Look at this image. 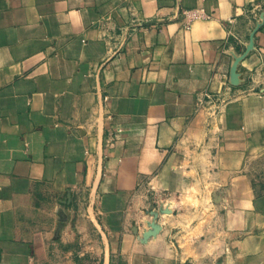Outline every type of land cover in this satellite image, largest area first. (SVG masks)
Wrapping results in <instances>:
<instances>
[{
    "label": "crops",
    "instance_id": "1",
    "mask_svg": "<svg viewBox=\"0 0 264 264\" xmlns=\"http://www.w3.org/2000/svg\"><path fill=\"white\" fill-rule=\"evenodd\" d=\"M263 7L0 0V264H79L46 220L76 192L107 235L93 253L105 264H175L178 236L180 254L208 258L219 231L262 264ZM187 9L208 17L187 26ZM205 92L221 102L198 106ZM161 207L172 214L141 241Z\"/></svg>",
    "mask_w": 264,
    "mask_h": 264
},
{
    "label": "rangeland",
    "instance_id": "2",
    "mask_svg": "<svg viewBox=\"0 0 264 264\" xmlns=\"http://www.w3.org/2000/svg\"><path fill=\"white\" fill-rule=\"evenodd\" d=\"M54 201L53 207H49L47 210L48 227L51 232H53L54 239H62V232L68 233V237H64L62 240L65 246L70 249H75L81 251L82 256L79 259V264H105L104 256L94 255V249L98 252L101 248L107 246V235L101 229L100 220L94 217L91 212L86 211L88 203H85V197L82 193L76 192L73 195L65 196L63 201L56 203ZM151 220L148 222L147 219L144 220L146 228L142 233V240L147 238L157 236L164 225L160 222L163 216L171 215L172 209L168 207H161L152 209L151 208ZM163 233V232H162ZM167 238L170 240L171 245H175V239L173 234H166ZM222 234L218 232L215 233L214 240V255L206 258L200 254L197 257L191 258L190 256H185L180 254L182 243L179 239L176 240L177 249L173 248L174 251V261L175 264H251L249 262L250 257L246 256H236L232 253L237 251L233 249V240H223L221 239ZM182 237H187L188 233L181 234ZM93 255V256H92ZM264 256L262 257V264H264Z\"/></svg>",
    "mask_w": 264,
    "mask_h": 264
},
{
    "label": "built area",
    "instance_id": "3",
    "mask_svg": "<svg viewBox=\"0 0 264 264\" xmlns=\"http://www.w3.org/2000/svg\"><path fill=\"white\" fill-rule=\"evenodd\" d=\"M182 13L185 17L187 26H189V23L193 19L208 17V15L205 14L203 9H187V10H183ZM255 21L260 25L264 22V7L263 9H258L257 12H255ZM204 100L210 103L211 105L215 104V102H219V101L221 102L218 95L211 92H205L203 93L202 97L198 98V106L202 105ZM216 107L218 106L215 105V108Z\"/></svg>",
    "mask_w": 264,
    "mask_h": 264
},
{
    "label": "water",
    "instance_id": "4",
    "mask_svg": "<svg viewBox=\"0 0 264 264\" xmlns=\"http://www.w3.org/2000/svg\"><path fill=\"white\" fill-rule=\"evenodd\" d=\"M259 25H260V24L258 23V24H257V27H258ZM256 29H257V28L253 29V31H252V33H251L250 37H253V35H254V32L256 31Z\"/></svg>",
    "mask_w": 264,
    "mask_h": 264
}]
</instances>
